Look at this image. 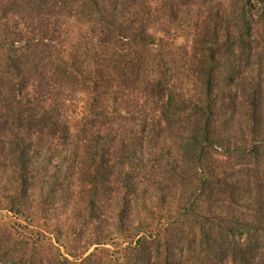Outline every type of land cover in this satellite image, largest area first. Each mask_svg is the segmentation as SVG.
Returning <instances> with one entry per match:
<instances>
[{
	"label": "trees",
	"instance_id": "1",
	"mask_svg": "<svg viewBox=\"0 0 264 264\" xmlns=\"http://www.w3.org/2000/svg\"><path fill=\"white\" fill-rule=\"evenodd\" d=\"M213 1L219 3V0H0V174H9L8 182L15 183L2 190L7 191L1 206L7 215L3 225V216L0 218V264H99L97 261L102 263V259L106 260L103 264L113 261L111 264H214L212 261L264 264L262 257H257L264 250V203L254 210L256 222L252 225L226 222L225 217L209 214L214 195L237 200L240 190L237 177L241 170H229L222 178L212 174L210 165L213 167L220 155L229 158L235 155L239 163H252L250 190L264 187V133L259 128L264 100L262 91L256 85L246 84L247 76H243L254 66L259 72L264 71L260 65L264 52L255 54L259 42L251 37L246 19L247 11L258 7L255 14L258 12L264 34V0H226L225 7L221 2L222 11L209 6ZM64 17L88 26L86 33L68 46L61 37L64 31L60 22ZM157 26L163 35L159 39L150 33ZM191 27L196 28L192 31ZM171 29L176 34L174 38L195 31L192 53L196 58L201 56L190 64L196 66L197 76L193 77L197 86L188 100L182 99L180 92L169 90L175 59L168 60L161 48ZM259 41L264 43L263 37ZM243 84V89H239ZM31 85L37 90L29 91ZM64 88L85 94L89 103L100 102L99 113L108 114L111 110L118 118H124L128 100H139V95L156 100L152 104L160 102L161 122H157L164 123L163 132L174 133L176 164L158 161L159 165L166 174L172 173L170 178L175 185L185 189L195 184L192 198L176 204V216L169 218L163 228L149 232V227L139 226L134 240L120 252L104 248L108 241H116L110 233L106 237L93 236L88 242L89 247L103 246L99 250L102 257L95 253L68 256L59 246L61 242L66 248L60 240L63 235L49 233L48 237L29 225L32 215L27 208V188L38 189L42 183V190L47 189L45 197H52V203L57 194V179L47 173L50 164L46 160L45 169L37 170L45 175L46 181L38 183L30 173L36 169L37 160L47 158V153L40 151L43 136L57 142L68 140L69 135L63 137L59 129L62 126L67 130L62 124L63 107H55L52 98ZM237 98L245 99L246 125L252 136L249 147L233 144L235 133L231 131L230 135L227 127L235 122L237 109L242 107ZM146 127L132 133L129 140L132 146L139 143L146 151L145 156L152 157L157 154L159 141L154 127L152 134ZM259 136L262 138L258 141ZM83 143L86 167L89 169L91 163H96V173L85 171L89 180L86 189L91 196L85 208L90 212L99 205V199L95 198L97 177L107 168L100 163L97 141L87 138ZM116 143L124 144V136ZM129 158L130 153L127 155L124 147L121 159L124 162ZM150 162L147 159L145 164ZM189 167L195 173L194 182L188 176ZM179 170L181 175L177 173ZM259 174H263L262 178ZM129 181L124 179V212L116 220V228L123 230L128 226L122 222L130 200L133 196L139 200L136 186ZM208 188L209 195L200 201ZM57 203L53 205H60ZM241 234L244 238L240 241ZM118 253L121 256L114 257Z\"/></svg>",
	"mask_w": 264,
	"mask_h": 264
},
{
	"label": "rangeland",
	"instance_id": "2",
	"mask_svg": "<svg viewBox=\"0 0 264 264\" xmlns=\"http://www.w3.org/2000/svg\"><path fill=\"white\" fill-rule=\"evenodd\" d=\"M221 2L224 3V7L227 6L226 0H219V3L213 1L209 6L212 4L214 9L222 11ZM257 9L258 7L254 8L253 11L248 10L246 13L251 37L259 42L256 55L261 51L264 52V43L259 41L260 37L264 39V34H262L263 25L259 23L258 12L255 14ZM60 27L61 31H64L61 37L67 46L88 30L87 25L77 22L75 19H67L66 17L61 19ZM191 28L193 31L196 27ZM157 29L158 26L156 29L152 28L150 33L159 39L163 35ZM173 33L174 30L171 29L170 34L165 35L166 43L162 42L163 48H161V50H165L167 53L168 60H171L172 57L175 59L169 76L171 80L175 81H169L172 84L169 90L180 92L183 94L182 99L188 100L189 94H193V91H195L194 86H197V79L193 77V75H196L194 72L196 66L192 67L190 64L194 60L201 58V56L196 58L194 53H192L195 48L193 38L195 31L186 36L178 35L177 38H174L176 34L174 35ZM260 65H262L261 68H264V62H260ZM243 76H247L246 84L256 85L262 91L264 100V71L259 72L256 66H254L252 69L245 71ZM174 83L175 86L173 85ZM244 85H239V89L240 87L243 89ZM28 89L33 92L37 90V87L31 85ZM58 92L60 94H55L52 98L54 99L55 107L59 109L63 107V113L61 112V114L66 123L63 122L62 124H64L67 130L63 129L62 126L59 129L62 130L60 133L63 137L69 135L68 140L57 142L53 141L50 137L43 136L44 146L40 151L46 152L47 158L37 160L36 169L30 173L31 177L38 183L42 180L46 181L45 175L37 171L39 167L43 170L46 160L50 164L47 173L49 176H55L57 179L56 185L58 187L55 190L57 194L56 197H53L55 199L52 203V197L49 199L45 197L47 189L42 190V183L38 186V189L33 186L27 188L29 190L27 208H29L28 210L32 215L29 225L34 227L35 231L38 229L42 230L48 237H50L49 233L53 236L58 234L63 235L60 240L65 243L66 248L62 247V243L60 242L61 252L65 255L76 257H83L89 253L98 254L99 257L103 256V253L99 251L103 246L89 247L88 242L93 236L103 235L106 237L111 233L112 236L116 237V241H108L104 248H107L111 252H120L125 248V245L134 240L139 226L144 225L149 227L147 229L149 232H156L158 229L163 228V225L169 221V218L176 216L178 211L176 204L184 203L194 193L193 186L195 184L185 189L175 185L173 178H170L172 173L167 172L166 174V171H163L159 165L158 161H161V164H164V161L169 164H176L174 155L176 140L174 133L169 131L163 132L162 129L165 128L164 123L157 122H161V113H159L161 111L160 102L152 104L156 100H151L148 96L143 97L139 95L137 96L140 98L139 100L134 98L128 100L124 106V118H118L111 110L108 114L99 113L102 109L101 103L99 102L96 105L95 102L93 104L92 102L89 103L85 94L75 93L69 91L67 88ZM156 98L158 97L156 96ZM244 100L237 98L236 102L239 101L242 107L240 106L237 109L235 122L227 127L230 130V135L231 131L235 133L234 143L232 141L233 144L243 143L249 147L252 136L249 133L251 128L246 125ZM152 107L155 109H152ZM98 113L100 114L99 116L97 115ZM145 125L147 126L146 128H150L147 131L150 134H152V128L154 127L155 131L153 132L158 136L157 141H159V146L156 150L157 154L152 157L145 156L144 152L146 151L140 148L139 143L132 146L129 140L132 133L141 132ZM259 128L260 133H264V116L261 118ZM123 136L124 144H117V139ZM87 138H92L95 142L97 141L99 144L98 156L100 157V163L104 164L103 166L107 168V170L102 169L97 177V196L95 198L99 199V205H96L95 211L90 212L85 208L91 197L89 194L90 190L86 189V184L89 180L87 179L88 174L85 177V171L89 174L96 173V163H91L89 169L86 167L83 142ZM261 138L262 136H259L256 140L259 141ZM122 146L125 147L127 155L130 153V158L126 161L124 160V162L121 159L124 156V147ZM130 146L131 150L129 152ZM161 152L162 155L160 156ZM147 159L151 161L149 164H145ZM125 164L128 165L124 171ZM210 166L214 171L212 174H215L219 178L229 173V170H241V174L237 177L238 188L240 189L237 192V200L227 198L226 195H214L211 198L209 214L225 217L227 218L226 222L231 220L238 225H243V223L248 225L254 224L256 222L254 210L264 203V187L258 191L250 190L252 185L248 180L253 175V164L239 163L238 157L235 155L233 158L220 155L215 158L213 167L212 165ZM191 169L193 168H190V175L188 176L194 182L196 180L195 173ZM154 170H156V173ZM177 173L181 175L180 170ZM263 174H259V176L262 178ZM12 175L15 178V174ZM124 179H130L129 182H132L134 187L136 186L138 193L136 197L139 199L136 201L134 199L135 196H133L130 200L129 211L125 212L127 216L125 219L123 218L122 222V225L124 223L128 225L126 227L123 226L125 230L116 228V220L124 212L122 209L125 194L123 188ZM8 180L9 174H0V218L3 216L2 219L4 220H1L2 225L6 222V218L4 217L7 215V212L1 209L2 203L5 200L2 199V196L7 191L3 193L2 190L5 191L15 184L13 181L10 184ZM30 182H32L31 179ZM208 190L211 191L210 188L203 191L200 201H203L209 195ZM144 191L146 193H143ZM240 196L245 197L242 198ZM248 196L250 200H247ZM218 198L221 199L217 200ZM200 201L198 203L201 204ZM56 202L60 205H56L55 207L53 204ZM51 205L53 206L50 207ZM218 206L220 209H218ZM119 233H124V235L120 236ZM243 238V234H241L240 241ZM117 256H121V254L118 253L114 257ZM257 257H262L264 261V250ZM102 260L103 262L106 261L105 259ZM97 262L103 264V262ZM212 262L217 264L215 261ZM256 262L258 263L259 261ZM107 263L111 264L115 263V261Z\"/></svg>",
	"mask_w": 264,
	"mask_h": 264
}]
</instances>
